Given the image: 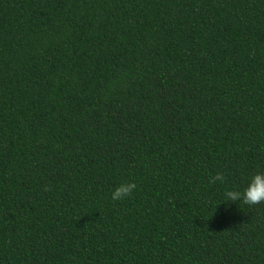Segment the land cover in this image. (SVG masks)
Listing matches in <instances>:
<instances>
[{"label":"trees","instance_id":"trees-1","mask_svg":"<svg viewBox=\"0 0 264 264\" xmlns=\"http://www.w3.org/2000/svg\"><path fill=\"white\" fill-rule=\"evenodd\" d=\"M257 172L264 0H0V264H264Z\"/></svg>","mask_w":264,"mask_h":264},{"label":"clouds","instance_id":"clouds-1","mask_svg":"<svg viewBox=\"0 0 264 264\" xmlns=\"http://www.w3.org/2000/svg\"><path fill=\"white\" fill-rule=\"evenodd\" d=\"M224 177L222 174L217 173L213 178V182L221 181L223 182ZM136 188L135 183H122L117 187L112 193L113 200H120L125 196H130L133 189ZM227 199L231 201H242L244 204L249 206L258 205L264 203V172H257L254 174L247 187L244 188L243 192L236 190H227L225 192Z\"/></svg>","mask_w":264,"mask_h":264}]
</instances>
